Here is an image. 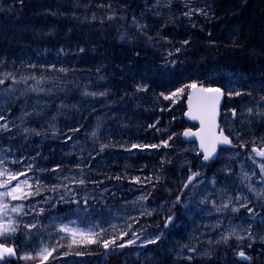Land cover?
<instances>
[{
  "label": "rangeland",
  "instance_id": "1",
  "mask_svg": "<svg viewBox=\"0 0 264 264\" xmlns=\"http://www.w3.org/2000/svg\"><path fill=\"white\" fill-rule=\"evenodd\" d=\"M134 1L124 0L122 7L102 13L88 0H59L54 10L45 12L35 35L110 28L117 43L151 51L171 66L191 53L203 58L201 40L191 38L186 44L194 31L203 30L207 5L202 0H142L140 10L132 6ZM4 14L14 22L23 18L15 7ZM107 82L105 77L92 75L50 72L36 76L0 63V185H5L0 186V243H17L22 264H74L68 256L82 255L89 241L104 242L125 231L134 235L130 228L143 213H161L165 222L171 221L170 227L156 231L158 237L180 232L173 235V250L188 259L208 258L219 247L236 256L240 249L250 252L261 243L264 156L259 153L264 151V101L243 98L236 104L225 100L220 130L233 139L236 149L222 150L207 166L202 164L197 144L180 137L170 171L181 191L191 176L197 177L179 204L176 197L161 200L158 188L144 187L135 188L131 199L118 204L114 188L122 190L121 197L127 192L116 180L132 171L141 152L133 147L140 119L148 113L146 104L159 101L133 95L120 98ZM35 137L61 138L62 157L73 169L49 176V160L42 159L35 163L34 174L16 178L7 171L11 156ZM160 176L174 184L168 175ZM13 190L15 199L6 194ZM42 205L47 209L38 215ZM46 211L51 212L47 221L41 218ZM21 220L27 225H21ZM134 230H140L139 226ZM139 237L133 236L130 244L145 241Z\"/></svg>",
  "mask_w": 264,
  "mask_h": 264
},
{
  "label": "trees",
  "instance_id": "2",
  "mask_svg": "<svg viewBox=\"0 0 264 264\" xmlns=\"http://www.w3.org/2000/svg\"><path fill=\"white\" fill-rule=\"evenodd\" d=\"M58 1L0 0V63L36 76L56 72L105 77L112 92L120 98L127 95L136 98L155 96L159 102L146 104L148 113L140 119L141 127L135 137L138 142L134 145L141 153L136 157L134 170L116 181L129 188L125 189L129 195L136 185L147 186L150 190L158 188L163 195L161 200L178 198L181 189L175 173L170 170L175 152L179 150L176 144L189 128L184 114L191 85L220 89L225 99H232L236 104L243 98L264 101V0H202L207 5L206 20L201 24L203 30L200 33L194 31L190 39H186V44L191 38L201 40L200 56L203 58L191 53L174 66L160 55L118 44L103 30L35 35L41 28L45 12L54 10ZM88 3L95 11L105 13L113 3L118 8L122 7L124 0H88ZM10 7H15L23 15L20 22H14L4 14ZM60 140L31 138L23 149L11 156L6 170L16 178L34 174L35 163L42 159L49 160L51 168L46 171L49 176L57 170L73 169L72 163L65 162L62 157L64 144ZM49 147L51 150H47ZM156 173L158 179L153 178ZM162 173L168 175L174 184L166 183V178L160 176ZM120 193L122 190H114V194ZM45 209L47 205L37 208L38 215ZM45 215L50 216L51 212ZM22 221L21 225H27ZM166 224L161 213H143L130 228L134 235L125 231L119 237L112 235L105 239L109 242L110 253H105L103 241H89L82 255L68 257L74 259V264H247L238 259L242 251L253 260L252 264H264V242L250 252L239 250L236 256L219 247L208 258L189 261L173 250V235H181L180 232L157 239L156 231ZM136 226L140 230H134ZM140 231H145V234L140 235ZM135 235L145 241L130 244ZM150 235H155L154 239H149ZM150 240L156 242L149 243ZM7 245L19 246L13 242ZM113 245L115 248H110ZM56 263L46 261L44 264ZM2 264H22L19 253L17 260L5 259Z\"/></svg>",
  "mask_w": 264,
  "mask_h": 264
},
{
  "label": "water",
  "instance_id": "3",
  "mask_svg": "<svg viewBox=\"0 0 264 264\" xmlns=\"http://www.w3.org/2000/svg\"><path fill=\"white\" fill-rule=\"evenodd\" d=\"M205 88L196 85L195 88L189 90L188 97L186 99L184 114V120L189 125H196L197 129L187 128L182 134V141L185 143H196L199 152L203 156L202 164L208 165L217 160L220 152L227 149H236L233 140L226 135L224 131L220 130V121L222 119V109L225 104V95L219 89V93L215 92L216 89H209L212 91H204ZM213 98L209 100L208 98ZM218 97V100L216 99ZM193 117H196L193 119ZM187 133V135H186ZM227 137L229 142H224V138ZM208 155V159H205V155ZM185 185L182 195L193 185L195 176H191ZM181 196L177 199L179 204ZM171 221L167 222L166 228L170 227ZM5 247L13 248L15 255L6 257L5 259L17 260L18 252L15 247L5 245ZM242 251L238 256V259L247 264H252L253 260L246 254L241 256ZM192 261V259H188Z\"/></svg>",
  "mask_w": 264,
  "mask_h": 264
},
{
  "label": "bare ground",
  "instance_id": "4",
  "mask_svg": "<svg viewBox=\"0 0 264 264\" xmlns=\"http://www.w3.org/2000/svg\"><path fill=\"white\" fill-rule=\"evenodd\" d=\"M127 1H131V0H127ZM132 6L134 7V8H137V9H142L143 8V3H140V1L139 0H136V1H134L133 2V4H132ZM112 8H118L114 3H113V5H111V7H110V9L109 10H111ZM103 31H105V32H107V34H109V36L114 40V41H116L117 42V39H116V36L113 34V32L111 31V29L110 28H105ZM172 37H175V38H179L180 36L178 35V34H172ZM119 44V43H118ZM120 45H122V44H120ZM151 54H152V52L151 51H149ZM145 98H147V99H153V98H156L155 96H146ZM144 124V122H142L141 123V125H143ZM138 134H136V136H137ZM135 136V137H136ZM138 142V140L136 139V138H133V143H137ZM137 147V146H136ZM178 151V150H177ZM177 151L175 152V155H176V153H177ZM141 153V152H140ZM139 153V154H140ZM138 154V155H139ZM137 155V156H138ZM136 160V158L134 159V161H133V165H134V163H137V161H135ZM182 162L180 161L179 163H178V165H180ZM134 170V166H133V169H132V171ZM132 171L131 172H129V173H132ZM126 173V176L129 174V173ZM123 174H122V172L120 173V177L122 176ZM126 176H124V178L126 177ZM116 183H118V184H116V185H120V184H123V183H120V182H118V181H116ZM186 185V184H185ZM125 187H127V186H125V184H124V187L123 188H125ZM143 186H134L132 189L134 190V192L131 194V195H129L128 193H127V195H125V196H123V197H121V193H120V195L119 194H115L114 195V197H116V199L118 200L117 201V203L119 204V203H121V202H123V201H126L127 199H131L134 195H135V192H136V189L135 188H142ZM185 187V186H184ZM184 187H183V189H184ZM144 188H147V189H149V187H145L144 186ZM120 188L118 187H116V188H114V190H119ZM126 190H129V188H125ZM183 189H182V191H183ZM182 191H181V194H182ZM144 214H146L147 215V213H144ZM41 218L43 219V220H45V221H47L48 219H49V216H47V215H45V214H42L41 215Z\"/></svg>",
  "mask_w": 264,
  "mask_h": 264
},
{
  "label": "snow or ice",
  "instance_id": "5",
  "mask_svg": "<svg viewBox=\"0 0 264 264\" xmlns=\"http://www.w3.org/2000/svg\"><path fill=\"white\" fill-rule=\"evenodd\" d=\"M191 87L192 88H195L196 87V85L195 84H193V85H191ZM179 91H183V89H180ZM204 91H212V90H209V89H204ZM215 92H217V93H219V89H216V90H214ZM101 95H103V94H101ZM167 98V97H166ZM209 100H212L213 98H211V97H209L208 98ZM217 100H218V97L216 98ZM249 111L251 112V109H249ZM196 117H193V119H195ZM6 127V126H5ZM93 135H95V133H93ZM186 135H187V133H186ZM224 142H229L228 140H227V137H225L224 138ZM104 147H106V146H104ZM133 147H136L135 145H133ZM102 150H103V148H102ZM259 155H261V156H264V151H261L260 153H259ZM205 159H208V155L206 154L205 155V157H204ZM262 169H264V166H262ZM195 175V174H194ZM15 177H11L10 178V180L11 179H14ZM191 179V178H190ZM10 180L8 181L9 183H10ZM25 183H26V181H25ZM0 186H5V185H0ZM13 192H14V190L13 191H10V192H8V193H6L7 195H11L12 197H13V199H15L16 197H15V195H13ZM13 211H16V209H13ZM233 211H236V209H233ZM0 228H2V226H0ZM62 230H64V229H62ZM11 231H15V229H12ZM0 234H3L2 232H0ZM157 239H159V237H157ZM113 243H114V241H112ZM156 242V240H150L149 241V243H155ZM108 241H104L103 242V246L105 247V248H107L108 247ZM129 243H132V241H129ZM120 247H123V245H120ZM46 251V250H45ZM15 255V252H14V250H13V248H10V247H5L4 246V244H2V243H0V264H2V262L5 260V258L6 257H9V256H14ZM244 254L243 253H241V256H243ZM46 258V257H45Z\"/></svg>",
  "mask_w": 264,
  "mask_h": 264
},
{
  "label": "flooded vegetation",
  "instance_id": "6",
  "mask_svg": "<svg viewBox=\"0 0 264 264\" xmlns=\"http://www.w3.org/2000/svg\"><path fill=\"white\" fill-rule=\"evenodd\" d=\"M197 177V176H196Z\"/></svg>",
  "mask_w": 264,
  "mask_h": 264
}]
</instances>
